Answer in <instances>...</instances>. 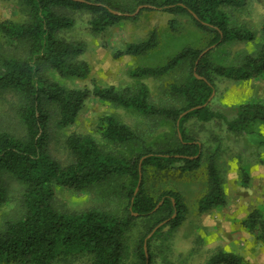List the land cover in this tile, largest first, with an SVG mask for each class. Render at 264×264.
Wrapping results in <instances>:
<instances>
[{
  "label": "trees",
  "instance_id": "obj_1",
  "mask_svg": "<svg viewBox=\"0 0 264 264\" xmlns=\"http://www.w3.org/2000/svg\"><path fill=\"white\" fill-rule=\"evenodd\" d=\"M20 1L27 14L25 20H0L5 47L0 51V95L12 97L23 129L22 134L0 129V204L7 199L8 180H16L23 187L24 213L0 226V264H53L59 258L73 255L88 256L87 264H126V236L138 218L145 220L147 228L141 239L138 260L131 264H153L152 240L166 226L173 229L181 226L188 208L177 190L151 193L146 186V175L150 170L188 173L201 168L202 144L187 135L186 123L193 117L204 123L219 118L236 135L253 132L249 129L255 123L264 124V103H243L236 116L229 119L212 108V100L209 102L217 89V77L247 81L264 74V42L256 53L245 55L238 64L216 63L212 58L214 48L201 56L212 45L218 48L231 42L256 39L248 25H233L229 13V9L246 6L248 0H137L133 8L121 6L116 0ZM142 4L150 5L149 10L173 15L169 27L174 33L183 31L181 18L188 16L207 38L204 48L186 46L164 64L137 67L130 73L140 78L164 77L180 71L181 77L169 85L176 105L161 106L152 102L146 84L136 90L98 84L91 88H69L49 76L48 71H52L61 78L86 79L91 71L86 61L78 60L85 51L84 43L59 36L61 31L75 24L69 12H89L92 30L101 33L124 19L139 15H118L112 10L132 14ZM262 32L264 37V24ZM158 45V33L152 31L147 39L128 43L117 56L143 55ZM93 97L133 109L146 118L166 120L174 130L154 148L128 124L111 114L104 115L101 137L128 153L106 151L90 136L71 134L66 137V145L73 159L63 164L49 150L51 126L74 125ZM206 103L204 107L190 110ZM178 122L182 138L178 136ZM140 167L141 185L135 192ZM205 167L207 190L199 198L201 213L227 203L216 153L208 156ZM117 184L128 197L123 215L99 208L70 213L55 206L59 187L82 191L91 186ZM166 220L148 239L150 259L147 261L145 239ZM243 225L255 239L264 243L261 208L253 209ZM205 264L252 263L240 254L219 250Z\"/></svg>",
  "mask_w": 264,
  "mask_h": 264
},
{
  "label": "rangeland",
  "instance_id": "obj_2",
  "mask_svg": "<svg viewBox=\"0 0 264 264\" xmlns=\"http://www.w3.org/2000/svg\"><path fill=\"white\" fill-rule=\"evenodd\" d=\"M116 1L121 6L133 8L137 0ZM25 12L20 0H0V20L23 21L27 17ZM229 13L233 25H248L255 32L256 39L251 42H231L214 48L212 58L216 63L224 65L240 63L245 55L256 53L264 42V0H248L246 6L229 9ZM69 14L75 24L61 31L59 36L68 41L84 43L85 51L78 60L86 61L91 69L86 79L61 78L48 71L49 76L69 88H91L98 84L136 90L141 84H146L152 102L161 106L176 105L169 85L175 78L181 77L180 71L164 77L140 78L133 77L131 71L137 67L164 64L186 46L204 48L207 45L206 36L188 16L181 18L183 31L174 33L169 27L173 15L145 8L136 18L124 19L104 32L97 33L90 26L89 12L76 11ZM152 31L158 33V47L143 55L117 56L128 43L145 40ZM4 48L0 34V51ZM216 84L211 106L215 111L226 114L229 119L236 116L238 107L243 103H264V74L247 81L217 77ZM108 114L135 129L154 148L159 141L165 140V135L174 130L173 125L166 120L146 118L133 109L93 97L88 100L74 125L66 128L56 124L51 126V155L63 164L72 161V154L66 145V137L71 134L90 136L106 151L128 153L124 148L101 137V117ZM0 129L17 134L23 131L10 95L5 98L0 95ZM249 130L253 132L236 135L219 118L204 123L193 117L186 123V132L202 144L204 157L201 168L188 173L148 172L146 186L151 193L157 195L165 189L177 190L182 193L188 208L181 226L175 229L166 226L152 240L153 264H205L219 250L240 254L252 264H264V243L255 239L243 225L244 219L253 209L261 208L264 212V124L255 123ZM212 153L217 154L227 203L201 213L198 208L199 198L207 190L206 159ZM127 199L126 193L117 184L91 186L82 191L59 187L54 202L57 209L70 213L99 208L123 215L126 213ZM22 201V185L9 179L7 199L0 204V226L6 220L18 218L24 213ZM146 228L143 218L133 221L126 236V264L138 260ZM88 262L86 255H73L59 258L53 264Z\"/></svg>",
  "mask_w": 264,
  "mask_h": 264
},
{
  "label": "water",
  "instance_id": "obj_3",
  "mask_svg": "<svg viewBox=\"0 0 264 264\" xmlns=\"http://www.w3.org/2000/svg\"><path fill=\"white\" fill-rule=\"evenodd\" d=\"M76 1H81V2H84L85 0H75V2ZM151 6L150 5H148V4H142V5H139V7H137V9L136 10H134V13H132V14H129V13H122V12H119V11H113L112 10V12H114V13H116V14H118V15H125V16H136V15H138L141 11L140 10H142V9H145V8H150ZM213 48H215V45H212L211 47H209V48H207V49H205L202 53H201V56H203V55H205L210 49H213ZM198 77H200V76H198ZM214 94H215V92H213V94H212V96L210 97V99H209V102L212 100V98H213V96H214ZM208 102V103H209ZM208 103H206V104H204L203 106H196V107H193V108H191L190 110H193V109H195V108H201V107H204V106H206ZM190 110H188V111H186L185 113H187V112H189ZM184 113V114H185ZM177 130H178V136L180 137V138H182V136L180 135L181 133H180V130H179V122L177 123ZM141 179H142V172H141V167H140V181H139V184H138V187L136 188V191L135 192H137L138 190H139V188H140V185H141ZM160 206V204L156 207V209L158 208ZM135 215H137V213H134ZM167 222V220L166 221H163V222H161L160 224H158L152 231H151V233L148 235V237L145 239V244H144V250H145V254H146V259H147V261H149V259H150V256H149V252H148V239L156 232V230L157 229H159L163 224H165ZM146 261V262H147Z\"/></svg>",
  "mask_w": 264,
  "mask_h": 264
}]
</instances>
